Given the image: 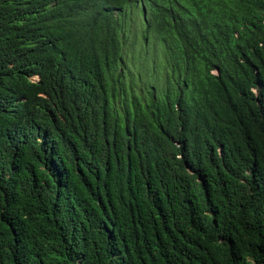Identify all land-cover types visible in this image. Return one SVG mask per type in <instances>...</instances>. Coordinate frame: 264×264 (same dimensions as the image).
Wrapping results in <instances>:
<instances>
[{
  "label": "trees",
  "instance_id": "trees-1",
  "mask_svg": "<svg viewBox=\"0 0 264 264\" xmlns=\"http://www.w3.org/2000/svg\"><path fill=\"white\" fill-rule=\"evenodd\" d=\"M0 264H264V0H0Z\"/></svg>",
  "mask_w": 264,
  "mask_h": 264
},
{
  "label": "rangeland",
  "instance_id": "rangeland-1",
  "mask_svg": "<svg viewBox=\"0 0 264 264\" xmlns=\"http://www.w3.org/2000/svg\"><path fill=\"white\" fill-rule=\"evenodd\" d=\"M131 27H132L133 30H136L137 32H139V30H140V28L136 25L135 22L132 24ZM129 35H131V33H129ZM131 42H132V40H131V37L129 36L127 38V40H126V45L127 46H131ZM158 50H159V48H158L157 44H154L153 47H152V49L150 48V46L147 49V56L148 57H146L144 55V53L142 51V48H141V52H140V54H138L140 58H137L134 54H131V57L128 56V58H127L125 56V60H128L129 58L131 60H133V61H131V63H129V65H130L131 68H134V66H135L134 65V61H135L137 64H143L144 65V68L147 67V68L151 69L152 60H150V58H152V59L155 58L154 59L155 61H158V60L160 61L161 53L160 52L158 53ZM134 51L135 50H133V52ZM152 51H153V55H152ZM153 73H154V71H153ZM146 77H147V81L146 80H143L142 77H141V81H140V78L138 77V81H139L138 88L142 89V86L143 87L149 86V87H151V88L154 89V87H155L154 85L157 86L156 78H150L149 75H147ZM161 82H162V75H161L160 84H161ZM155 90H156V88H155Z\"/></svg>",
  "mask_w": 264,
  "mask_h": 264
}]
</instances>
